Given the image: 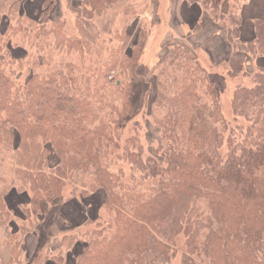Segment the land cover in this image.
<instances>
[{
	"label": "trees",
	"instance_id": "obj_1",
	"mask_svg": "<svg viewBox=\"0 0 264 264\" xmlns=\"http://www.w3.org/2000/svg\"><path fill=\"white\" fill-rule=\"evenodd\" d=\"M24 1L0 0V24L8 22L0 31V152L14 151L10 183L19 192L29 186L36 216L43 213L42 202L59 200L67 182L82 186L84 195L105 192L104 206L114 213V231L108 236L102 227L93 231L74 264H170L182 233V264H264V66L251 73L246 69L250 56L264 60V19L255 21V38L244 40L241 10L234 13L231 5L236 0H188L219 11L220 20L229 19L228 74L251 76L254 83L237 85L232 110L249 124L241 140L232 132L224 138L221 85L211 80L194 50L173 44L161 63L175 52L171 63L183 75L175 79L174 94L162 98L167 107L161 139L145 158L137 136L126 141L121 153L113 152L120 148L124 120L133 115V80L145 49L143 27L131 54L112 53L99 70L81 74L80 80L70 64L67 71L56 69L48 76L31 72L20 91L18 74L8 73L5 64L18 61L7 48L19 31L9 15L17 14ZM123 1L80 0L74 7L79 38L67 36L60 20L53 24L58 50L67 46L88 52L104 27L101 19H106L107 10ZM52 3L44 0L36 24L49 22ZM41 30L45 31L43 25ZM118 70V76H112ZM79 83L86 84L81 91ZM51 152L58 158L55 166H50ZM114 156L127 160L145 178L156 179L155 192L132 189L110 171ZM2 169L0 158V220L12 215L6 200L11 185L6 186ZM78 171L87 174V181L77 178ZM70 239L63 243L66 248L74 244ZM56 259L67 264L63 257Z\"/></svg>",
	"mask_w": 264,
	"mask_h": 264
},
{
	"label": "rangeland",
	"instance_id": "obj_2",
	"mask_svg": "<svg viewBox=\"0 0 264 264\" xmlns=\"http://www.w3.org/2000/svg\"><path fill=\"white\" fill-rule=\"evenodd\" d=\"M52 1L50 20L46 25L42 24L45 31L41 30V24H36L44 0H25L22 7L20 4L19 12H22L20 15L19 12L15 15L10 12L13 15H9L11 25L15 28L19 26V31L9 45L7 41V48L16 59L18 58V61L6 63L5 68L8 73H14V76L18 74L17 87L20 91L24 89L31 72L48 76L56 69L64 68L67 71V65L70 64L73 66V73L80 80L81 74L90 75L94 70H99L98 67L112 53L124 51L131 54L132 46L143 27L145 49L139 60L137 77L133 80L131 97L133 115L129 120H124L120 148L114 149L113 152L121 153L126 141L133 136H137L142 144L145 158L152 154L153 147H157L158 140L161 139L162 119L167 107L162 98L174 94L175 79L180 80L183 75L182 70L171 63L175 59V52H171L168 60L161 63L162 58L169 51L168 48L173 44L194 50L211 80L221 85H219L221 87L219 97L227 123L224 138L226 139L232 132L241 140L246 134L249 123L233 113L232 98L237 85L249 87L254 85L252 77L241 74L232 78L228 74V64L222 62L215 65L210 47L206 48V45L210 44L214 54L223 56L226 43L232 47L227 39V27L230 25L228 17L220 20L219 11H214L210 6L204 7L200 1L189 3L188 0H124L107 10L106 19H101V26L104 27L100 29L98 38L93 40L88 52L82 53L77 48L67 46L58 50L56 37L52 32L54 22L60 20L67 36L73 39L80 37L74 9L80 0ZM250 2V0H236L231 3L234 13L238 12V8L242 10L245 5L240 26L243 39L250 34L255 38V21L264 19L261 17L264 14L263 3L260 0H253V4L250 5ZM257 10V17L260 18L254 19L252 16L256 15ZM4 11L9 14L8 9ZM7 26L8 22L3 21L0 24V31L6 30ZM21 61L22 65L19 66ZM257 66H264V60L250 56L246 65L247 71L254 72ZM119 73L118 70L111 74L115 77ZM108 81L112 83L114 78L109 77ZM93 83L94 81H91L89 85ZM84 85L86 84L79 83L80 91ZM18 142L19 134L16 133V143ZM226 147L225 142L222 148L223 155H226ZM0 158L3 161L1 173L7 180L6 186L10 187L11 177L14 176V151L2 149ZM48 159L50 166H55L58 162L54 152L49 154ZM109 169L119 174L132 189L149 194L155 192L157 180L145 178L142 172L136 170L124 158L114 156ZM77 178L87 181V174L78 171ZM26 188L28 189L19 192L11 185L8 193V204L12 209V215L0 220V223L5 225L4 231L7 232L6 237L0 233L1 264H58L56 258L59 257H63L67 264H74L77 254L90 241L93 231L102 227L104 235L107 236L114 231V213L104 206L106 198L102 189L84 195L82 186L67 182L59 200L51 205L42 202L43 213L36 216L30 204L29 186L26 185ZM22 205H28L30 209L27 210ZM69 212L70 215H67ZM83 218L87 220L86 223ZM16 232L17 235L11 240L8 239L7 243L5 239L8 236L11 238ZM70 237H73L74 244L66 248L63 243L65 239H68L66 243L71 241ZM185 242L186 237L182 233L177 238L176 254L170 264H182V255L186 251ZM4 243L7 244L6 249L11 255L8 263H4L1 256V251L4 253Z\"/></svg>",
	"mask_w": 264,
	"mask_h": 264
},
{
	"label": "crops",
	"instance_id": "obj_3",
	"mask_svg": "<svg viewBox=\"0 0 264 264\" xmlns=\"http://www.w3.org/2000/svg\"><path fill=\"white\" fill-rule=\"evenodd\" d=\"M251 2H250V5H252L253 4V0H250ZM261 1V3H263V5H264V2H263V0H260ZM245 12V5H244V7H243V9L241 10V14H243ZM263 13H264V8H263ZM257 15H258V10L256 11V15H253L252 16V18H254V19H256V18H260V17H257ZM261 17H264V14L261 16ZM242 21H243V18H242ZM241 37H242V35H241ZM254 37H253V34L251 35L250 34V36H248V37H246L244 40H252ZM243 39V38H242ZM208 47H210V51H212V58L214 59V64L215 65H217L218 63H222V62H226L227 63V61H228V59L230 58V56H231V54H232V47L229 45V43H226V46H225V53H224V55L223 56H218V55H216V54H214V50H213V47H211V45L210 44H208V45H206V48L208 49ZM27 196V195H26ZM28 197V196H27ZM8 199H9V195L7 196V198H6V200H7V202H8ZM9 205V204H8ZM67 215H70V212L67 214ZM74 215L75 216H77V214L76 213H74ZM78 216H80L81 217V214L80 213H78ZM83 220H84V223H86V219L85 218H83ZM3 226H5V225H2L1 223H0V233L2 234L3 233V237H6L7 236V232H5L4 231V227ZM8 238H9V236H8ZM8 238H6L5 239V241L8 243ZM6 247H7V244L6 243H4V253L1 251V256H2V259H4L3 261H4V263H8V261L11 259V255H9L8 254V249H6ZM5 249H6V251H5ZM5 255V256H4ZM47 264H49V263H47Z\"/></svg>",
	"mask_w": 264,
	"mask_h": 264
}]
</instances>
